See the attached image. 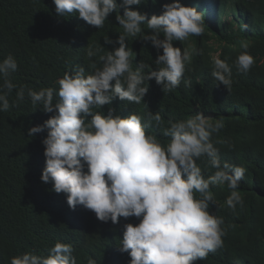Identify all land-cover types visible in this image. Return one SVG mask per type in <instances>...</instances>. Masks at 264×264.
I'll return each mask as SVG.
<instances>
[{
	"label": "clouds",
	"instance_id": "9594fccd",
	"mask_svg": "<svg viewBox=\"0 0 264 264\" xmlns=\"http://www.w3.org/2000/svg\"><path fill=\"white\" fill-rule=\"evenodd\" d=\"M169 1L173 2L163 4L161 14L149 18L147 13L129 7L142 4V0H122V5L117 0H53L58 15L77 14L97 29L116 11V21L123 28L115 41L119 47L100 55L101 66L93 63L91 74L86 75L83 67L65 72L56 82L58 89L35 91L20 86L16 92L17 102L24 101L27 93L33 106L54 113L28 130L33 136L47 129L42 140L45 167L41 181L51 182L53 191L65 194L72 210L82 205L95 214L99 221L89 215L85 227L94 255L100 248L95 241L100 243L110 228L125 223L119 251L130 256L129 264H194L207 259L209 253L224 246L226 235L223 217L209 212L210 204H215L211 188L227 185L230 194L225 204L232 211L244 205L238 188L246 169L222 163L212 142L213 133L224 127L222 120L212 122L200 112L186 120H170L162 128V135L169 138L162 144L146 131L152 121L157 127L162 125L159 112L149 111L142 123L135 113L122 117L112 107L106 114L94 110L111 105L116 98L141 103L148 91L145 81L152 79L163 92L179 87L192 50L182 51L173 41L202 36L205 22L195 7L183 6L181 0ZM121 6L123 15L118 11ZM142 25L151 32H143ZM137 34L157 49L155 64L159 67L141 62L133 69L126 38ZM105 43L113 41L106 37ZM248 47L241 41L244 51L231 66L227 60L213 57L211 75L227 90L233 66L246 74L255 63ZM160 49L163 54H159ZM100 51L88 45L86 56L91 60ZM17 70L11 54L0 61V112L10 108L8 94L17 87L10 76ZM185 86L191 82L185 81ZM54 95L58 97L55 102ZM201 158L215 169L213 174L205 177L197 164ZM72 253L71 244L58 241L47 256L24 252L11 257L9 264H77ZM88 264H95V260L90 258Z\"/></svg>",
	"mask_w": 264,
	"mask_h": 264
},
{
	"label": "trees",
	"instance_id": "16d2710c",
	"mask_svg": "<svg viewBox=\"0 0 264 264\" xmlns=\"http://www.w3.org/2000/svg\"><path fill=\"white\" fill-rule=\"evenodd\" d=\"M171 2L142 0V4L129 7L151 18L161 14L163 4ZM117 3L122 5V0ZM180 3L195 7L203 14L205 23L202 36L173 41V46L182 51L192 50L191 62L186 64L179 87L163 92L162 86L152 79L145 81L148 91L141 103L116 98L111 105L94 110L106 114L112 107L122 117L135 113L142 123L149 111L159 112L162 125L157 127L152 121V127L146 131L162 144L168 142L162 128L170 120H186L197 112L212 122L222 120L224 127L213 133L212 142L219 149L222 163L246 169L238 188L244 205H237L232 211L225 204L230 194L227 185L211 188L215 204H210L209 212L224 219V246L194 264H264V0ZM118 11L123 15V6ZM116 14H110L104 27L97 29L77 14L58 15L53 0H0V61L11 54L18 63V70L10 76L17 86L8 94L10 108L0 112V264H9L11 257L24 252L47 256L48 249L58 241L72 245L77 264H88L90 258L95 264H129L130 256L119 251L125 223L110 228L100 243L95 241L100 248L94 255L85 227L89 215L98 220L95 214L82 205L72 210L65 194L53 191L51 182L41 181L45 167L42 140L47 129L33 136L28 135V130L43 124L54 113L44 112L40 105L33 106L27 93L24 101L16 99L20 86L35 91L45 87L58 89L56 82L65 72L83 67L87 75L94 71L93 63L100 67L99 56L119 47L115 41L123 34ZM141 27L143 32H151L146 26ZM106 37L113 43H105ZM241 41L248 43L247 51L255 63L246 74L233 66L232 84L227 90L211 75L213 53L218 51L216 57L227 60L231 66L244 51ZM126 43L132 50L134 70L141 62L159 67L155 64L157 49L150 41L137 34L127 37ZM88 45L101 49L91 60L86 56ZM159 54H163L162 49ZM185 81H190L191 86H185ZM56 99L54 95V102ZM197 164L205 177L215 172L206 158L197 160Z\"/></svg>",
	"mask_w": 264,
	"mask_h": 264
},
{
	"label": "rangeland",
	"instance_id": "374dc122",
	"mask_svg": "<svg viewBox=\"0 0 264 264\" xmlns=\"http://www.w3.org/2000/svg\"><path fill=\"white\" fill-rule=\"evenodd\" d=\"M214 54V56H217V53H213Z\"/></svg>",
	"mask_w": 264,
	"mask_h": 264
}]
</instances>
